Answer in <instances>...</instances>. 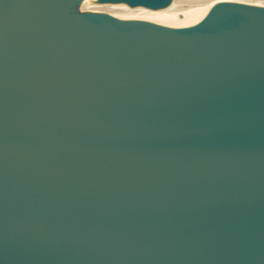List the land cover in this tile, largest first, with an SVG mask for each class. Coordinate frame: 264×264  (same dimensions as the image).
Instances as JSON below:
<instances>
[{"label": "water", "instance_id": "95a60500", "mask_svg": "<svg viewBox=\"0 0 264 264\" xmlns=\"http://www.w3.org/2000/svg\"><path fill=\"white\" fill-rule=\"evenodd\" d=\"M78 2L0 0V264H264V7Z\"/></svg>", "mask_w": 264, "mask_h": 264}, {"label": "bare ground", "instance_id": "6f19581e", "mask_svg": "<svg viewBox=\"0 0 264 264\" xmlns=\"http://www.w3.org/2000/svg\"><path fill=\"white\" fill-rule=\"evenodd\" d=\"M194 1H196L197 4L204 3L203 2L204 0H194ZM209 1L210 0H208V3ZM219 1L235 2V3L244 2L243 0H217L216 2H219ZM213 2H215V0ZM176 3H177V0H170L169 4L165 7L148 8V7L137 6V5L129 6L125 3H119V2H99L97 0H79L77 7H78V10L81 12H97V13H100L106 16L107 18L113 19L118 22L143 21V22H149V23H155V22L162 21V20L172 18L175 16H204L210 9L209 8L202 12L200 11L199 7L195 6L196 7L195 8L194 6H192L194 7L192 8L190 6L191 8L186 7L188 9L183 10L182 8H175L176 6L179 7L178 3L177 5ZM253 3L255 4V1ZM251 4H248V5H251ZM255 6H259V5L256 4Z\"/></svg>", "mask_w": 264, "mask_h": 264}, {"label": "rangeland", "instance_id": "374dc122", "mask_svg": "<svg viewBox=\"0 0 264 264\" xmlns=\"http://www.w3.org/2000/svg\"><path fill=\"white\" fill-rule=\"evenodd\" d=\"M211 1H212V0H210L209 3H208V0H207V1L204 0V1H203L204 3H198V4H197L196 1H194V0H193V1H192V0H177V3H178V6H179V7L176 6L175 8H182L183 10H187L188 8H191L192 6H194V7L196 6V7H199L200 11L203 12V11H205V10H207V9H209V8H211V7H213L214 5L223 2V1L216 2L217 0H215V2H213L214 0H213L212 2H211ZM243 1H244L243 3L241 2L242 4H251V3H253V2L255 1V4L253 3V4H251V5H256V4L259 5V6H261V5L263 6V5H264V0H262V1H261V0H258V1H257V0H253V1H252V0H246V2H245V0H243ZM251 1H252V2H251ZM180 2H181V3H180ZM194 2H195V3H194ZM256 2H257V3H256ZM258 2L261 3V4H259ZM262 2H263V3H262ZM177 3H176V5H177ZM183 3H185V4H183ZM189 3H191V4H189ZM205 3H206V4H205ZM237 3H238V2H237ZM193 4H194V5H193ZM196 4H197L198 6H197ZM188 5H189V6H188ZM190 6H191V7H190ZM184 7H185V8H184ZM186 7H188V8H186ZM194 7H192V8H194ZM196 7H195V8H196ZM263 7H264V6H263ZM73 8H74V10L79 11L77 5L74 6ZM75 8H76V9H75Z\"/></svg>", "mask_w": 264, "mask_h": 264}]
</instances>
